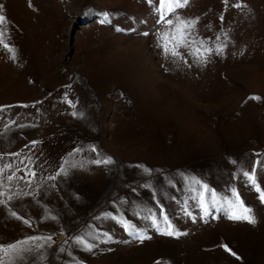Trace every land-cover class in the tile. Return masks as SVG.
I'll use <instances>...</instances> for the list:
<instances>
[{
	"label": "rangeland",
	"instance_id": "rangeland-1",
	"mask_svg": "<svg viewBox=\"0 0 264 264\" xmlns=\"http://www.w3.org/2000/svg\"><path fill=\"white\" fill-rule=\"evenodd\" d=\"M179 3L0 0V192L13 196L0 197V264H264V0ZM62 159L68 175L45 179ZM244 207L255 224L225 214ZM161 209L179 237L152 225L166 227Z\"/></svg>",
	"mask_w": 264,
	"mask_h": 264
},
{
	"label": "snow or ice",
	"instance_id": "snow-or-ice-1",
	"mask_svg": "<svg viewBox=\"0 0 264 264\" xmlns=\"http://www.w3.org/2000/svg\"><path fill=\"white\" fill-rule=\"evenodd\" d=\"M152 2H153V0H148V3L151 4ZM163 4H164V0H160L161 7H163ZM177 6L178 7H182L183 6L182 4L179 3V0H177ZM234 6L235 7H240L241 5L237 4V5H234ZM2 8H3V5L0 4V9H2ZM173 11H175V9L170 7L169 8V12H173ZM177 19L179 20V17H177ZM5 20H6V17L3 14H0V24H3L5 22ZM105 20H107V14H105V18L103 20H101L100 22L104 23ZM157 22L158 23L166 22L168 25H172L173 24L172 20L165 21L163 15H160V17H159ZM180 23L184 24L186 27L191 29V28L195 27L196 21L195 20H192V21L180 20ZM117 30H120V29H117ZM177 30H179V29H177ZM145 34H147V33H145ZM188 35H190V32L186 33L185 36L182 38V40L179 42L182 46H188L189 43H194L195 42V41H189L187 39ZM165 39H167V33L165 34ZM200 43H201V47H203V41H201ZM5 47L7 48L8 45H5ZM164 51H165V53L168 52L167 44L164 45ZM200 51H201L200 48L196 49V53H199ZM204 51L207 53V55L204 56L203 60L201 61L202 63H206L207 62L208 56H211V54L213 52V49L212 48H204ZM215 51H216V54L219 55L223 51V48H217ZM171 54L173 56H179L180 55V53L178 51H175V50H173ZM198 59H199V57H198ZM253 99H259V97H253ZM69 103H71V101H69ZM73 115H76V114L73 113ZM36 143H38V142L37 141H33L32 145L34 146ZM90 150L92 152H96L95 147H92ZM80 151H81L80 148H75L73 150V152L69 154V156H74L75 154L79 153ZM12 155H19V153H13ZM27 159L29 160V165H32L33 162L31 160V158L29 157ZM92 163H94L96 165H101V164L110 165V164L114 163V161L110 157H108V158H105L103 160L94 159V160H92ZM29 165L25 166V169L23 170L24 171V175L22 177H19V179L23 180L26 185L31 187L33 181L36 179V171L34 170V167L29 166ZM65 165H69V160L68 159H62V162H61L59 168L55 171V173L49 174L46 178L42 176V178H45L47 180H56L57 177H60L61 175L67 176L68 175V168H66ZM81 166L82 165H78L75 162L70 164V167L72 169H76V168L81 167ZM5 167L7 169H11L12 168V164H7ZM40 167H42V165ZM17 171H21V169L18 168ZM145 171H149L150 172V170H147V169H145ZM244 175L248 177V179L251 181V183L253 185H255L256 182H255L254 176H249L248 173H244ZM14 178H15V173H13V175L7 176L6 179L8 181H12ZM197 183H199V181H197ZM52 187H55V185H52ZM202 187L205 190V192L208 190V185L207 184H203ZM193 191H195V189H193ZM257 191H260V189L257 188ZM21 194L24 195V196L34 195V193H31V192L16 193L15 195L19 196ZM233 195H235L237 197V200H239V194L236 193L234 190H233ZM2 196H7V200L8 201L13 199L12 195H9V194L4 193V192H0V197H2ZM260 199L262 201H264V194H262L260 196ZM199 203L202 205L204 215L205 216L209 215L210 214L209 213V207L204 202L203 193H201L199 195ZM217 203H219V202L216 199L215 190L213 189L212 190V204L216 205ZM240 203L242 204V201ZM0 204H6V201L3 200V199H0ZM227 204H228L229 207L233 206V202L231 200H228ZM243 212H244L243 215H237V214H235V212H228L226 210L225 214L228 216V218L230 220H244V221H247L248 223H251V224H255L256 223L255 218L252 215L249 214V213H251V209L250 208L244 207L243 208ZM161 213L163 215L164 221L166 222V227L164 229H160L158 223L156 222V219H155L154 215L151 217L152 225L157 227L158 230L162 231V234H164V235L179 237L182 233H180L178 230H173V226L168 221V217L164 213L163 209H161ZM11 214L14 217H16L17 219L22 220L23 223L29 224V226H31L29 220H26V219H23V217L17 216V214L15 212H12ZM187 214L191 215V213H187ZM106 215L110 216L111 214H106ZM50 218L51 219H56L57 217L56 216H50ZM111 218L113 220H116L117 223L121 224V226L124 227L125 230H128V227H129L128 223H126L123 220H118L115 216H111ZM130 234L136 236V238L139 239L141 242H143L144 239H150V237H147L146 235H144L143 232L132 231ZM104 235L107 236L108 239H111V237L108 236L107 233H104ZM95 238L99 239V236H96ZM38 240L39 241H43V243L36 244L35 245L36 248H42V247H44L45 244L51 245L52 243L55 242L51 236H47V237H29L25 241L16 242L14 244H11V245L7 246V248H8V250H11V251H14V252L15 251H19L21 244H28L30 241L31 242H35V241H38ZM76 243L82 245L83 247H85L89 251L93 247V245L89 244L87 242V240L82 238V237H77L76 238ZM222 247H224L225 251L229 252L231 255H233V256L236 255L234 252H232V250L227 245H223ZM0 248H3V246H0Z\"/></svg>",
	"mask_w": 264,
	"mask_h": 264
}]
</instances>
